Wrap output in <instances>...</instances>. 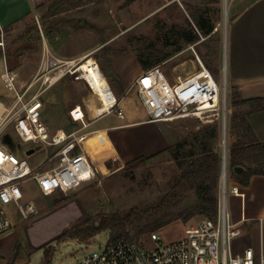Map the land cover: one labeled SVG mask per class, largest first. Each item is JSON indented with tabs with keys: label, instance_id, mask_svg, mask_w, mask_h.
Returning <instances> with one entry per match:
<instances>
[{
	"label": "rangeland",
	"instance_id": "374dc122",
	"mask_svg": "<svg viewBox=\"0 0 264 264\" xmlns=\"http://www.w3.org/2000/svg\"><path fill=\"white\" fill-rule=\"evenodd\" d=\"M171 5H169V3ZM228 22L225 27L224 0H213L206 3L205 0H86L78 7H70L56 17H48L47 11L50 3L41 8L37 17L33 16L14 32L1 37L4 47L3 54L12 52L13 60L17 56L23 57L26 64L22 70L20 65L14 64L20 77L31 79L36 74L43 54V36L48 41L49 48L56 53L58 58L76 56L68 61H75V67L84 58L94 57L100 67L105 64V50L93 51L88 55L79 56L86 47H93L97 42L124 34L131 49L137 53L143 51L171 56L158 66L163 73L173 81L178 75L186 76L195 71L196 55L189 47L184 45L183 40L175 36V27L190 29L189 21L196 9L208 7V17L215 24L218 31L208 38L205 43L211 46L214 55L209 60L212 67L218 70L216 77L219 85L225 81V45L229 25L234 13L242 5L233 0L228 2ZM194 27V26H193ZM54 34L49 36V31ZM59 32L61 38H56ZM182 46V50L176 52V48ZM27 47V50L25 48ZM206 53L205 46L199 47ZM197 52V51H196ZM204 63L207 61L200 56ZM23 64V65H24ZM4 71V62L0 59V76ZM25 73V74H24ZM68 86L81 103L84 110L89 114L92 103L98 102L95 94L81 77L68 75L56 84L50 93L59 95L63 88ZM113 88V87H112ZM232 89L228 84V111L227 127L229 119L234 111L231 107ZM0 100L6 105L13 104L15 95L5 89L0 83ZM97 111L100 112L98 106ZM119 108L125 114V119L118 118L115 111L96 120L85 131L98 127L116 126L129 122L144 121L149 118L148 113L138 98L136 91L123 95L119 102ZM93 113V111H92ZM101 113V112H100ZM94 115V114H93ZM213 113L208 117H190L172 122L140 123L125 128L105 131L91 135L84 139V146L95 153V160L90 161L97 171V177L93 182L83 184L69 194L57 193L51 197H43L33 181L24 184L26 200H34L39 213L29 221H22L16 215L14 206L8 209L9 216L13 220L14 228L0 236V264H44L45 253L49 250L52 264H77L86 255L103 248L110 240V233L104 231L94 238L82 241L78 239H66L59 241L58 238L74 226L80 224H98L100 217L112 214L126 216L130 211L137 212V219L129 227V237L134 239L138 227L144 226L148 221L156 219L168 213L171 222L156 230L167 241L178 239L185 234L187 227L201 219L196 216L185 222L178 214L187 206L197 201L195 190L185 194L182 199L174 200L167 208V202L161 214L145 211L159 203L171 194L168 182L176 170V164L167 152L169 147H176L186 140L193 130H198L207 125L205 121L218 119ZM264 134V130L259 133ZM264 136V135H263ZM235 141L228 135L227 147ZM2 139L0 140V144ZM219 148L222 151L223 141ZM15 155L19 159L32 162L44 161L47 150H37L34 155L27 157L18 147ZM92 152V153H93ZM161 153L157 157L153 155ZM130 159L118 169L107 168L115 158ZM119 162V161H118ZM118 164V163H117ZM53 164H50L51 167ZM227 184L229 196L231 189L236 184L229 171L227 163ZM63 196L69 197L61 204L55 205L56 199ZM90 217L85 222L86 215ZM35 221V222H34ZM34 224L28 227L29 223ZM153 233L150 232L142 237L147 239Z\"/></svg>",
	"mask_w": 264,
	"mask_h": 264
},
{
	"label": "built area",
	"instance_id": "2783aa9c",
	"mask_svg": "<svg viewBox=\"0 0 264 264\" xmlns=\"http://www.w3.org/2000/svg\"><path fill=\"white\" fill-rule=\"evenodd\" d=\"M42 35H44L41 29ZM198 44V43H197ZM189 47L196 55V70L186 76L178 75L171 81L156 66L145 71L137 80L139 97L148 113V122H172L175 120L203 116L210 113L219 116L213 121H224L228 111L225 84L219 85L212 71L206 66L196 45ZM4 47V43L0 42ZM80 64V63H79ZM79 65L75 61L58 58L45 44L38 74L30 83L20 84V74L13 70L4 55V71L0 76L5 89L13 92V104L0 100V236L14 228L8 209H16L22 221H29L39 213L34 200H26L24 184L33 181L43 197L57 193L69 194L83 184L93 182L97 172L80 147L79 131L67 133L62 129L51 132L42 120L43 103L41 89H48L70 76L81 80ZM40 82V89H32ZM116 112L120 119L125 114L119 108V101L100 116ZM9 135L12 145L3 142ZM18 147L27 152L41 147L47 150V157L37 166L26 159H19L15 153ZM34 155V154H33ZM50 164H53L49 167ZM231 194L241 195V188L235 184ZM229 186L227 175L221 176L218 213L214 219L202 217L185 230L184 236L167 241L159 232L151 233L147 239L135 240L123 237L109 242L100 250L86 255L77 264H264V254L257 259L252 249L243 255H234L232 241L242 230L232 220L228 210Z\"/></svg>",
	"mask_w": 264,
	"mask_h": 264
},
{
	"label": "crops",
	"instance_id": "0c3cea01",
	"mask_svg": "<svg viewBox=\"0 0 264 264\" xmlns=\"http://www.w3.org/2000/svg\"><path fill=\"white\" fill-rule=\"evenodd\" d=\"M177 1L181 2V0H174V2ZM233 1L242 5L234 13L228 29L225 45V78L229 86L237 91L239 100L264 97V0ZM47 3H49L47 0H0V42L1 37L14 32L31 17H37L38 11L46 6ZM171 3L172 2H170L169 5H171ZM217 31L218 28H215L213 34ZM54 32V30H50L49 36H52ZM55 34L56 38H61L59 32ZM42 36L44 50V45L46 44L48 47L49 45L45 36ZM106 48L110 49V54L108 55V74H114L119 79L120 84L103 74L99 63L94 57L96 66L93 68V71L86 72L81 70L78 72L84 74V76H82L83 79L96 97L101 95L102 92H109L116 101L118 100L120 102L124 94L135 90L140 99L137 89V80L145 70L141 67L135 52L131 49L124 34L106 38V40L97 42V44L91 48L86 47L82 50L83 52L79 53V56L88 55L93 51L100 52ZM25 50H27V47ZM54 54L56 55V53ZM4 55L6 56V54ZM18 57V61H15V59L13 60V58L10 62L7 60L10 67L15 71H17L14 67L15 63L20 65L21 70L27 66V63H23V57L21 55ZM74 57L76 56H70L66 59H73ZM66 59L63 58V60ZM2 60L4 62V58H2ZM40 64L41 61L36 74H33L31 79H23L20 77L21 85L32 81L39 72ZM92 72H95L96 75L97 73L100 75L101 79L98 83L95 81ZM55 85L48 89H41L42 94L40 99L43 103L42 120L52 133L58 129H62L67 133L79 131L78 134L81 136V148L79 147L77 151L82 149L89 161H94L96 155L91 149L88 151L84 146V139L87 137L135 124L150 123L147 119L116 126L98 127L85 131L96 120L105 116H100L102 113L109 111L112 107L100 109L98 103L94 102L92 103L93 113L90 107L88 114L68 86H65L59 95L50 93L49 97H46V94L49 93ZM40 87L41 84L38 82L32 89V93L37 92ZM97 106L101 113L97 111ZM129 160L130 159H123V156L121 159L114 157L110 162L111 166L107 168L118 169L125 163H128ZM41 162L42 161L30 163L33 166H37ZM240 188L241 195L231 194L228 197V210L231 214L233 223L242 230L241 235L232 241L231 250L234 255H243L246 250L252 249L258 259L261 254H264V176H253L247 187L240 186ZM86 218L85 222L88 221L90 217L86 215ZM33 224V222L29 223L28 227Z\"/></svg>",
	"mask_w": 264,
	"mask_h": 264
},
{
	"label": "trees",
	"instance_id": "16d2710c",
	"mask_svg": "<svg viewBox=\"0 0 264 264\" xmlns=\"http://www.w3.org/2000/svg\"><path fill=\"white\" fill-rule=\"evenodd\" d=\"M84 1L86 0H47L50 3L47 16L56 17L65 12L67 8L78 7ZM205 2L208 4L213 0H205ZM208 10L207 6L196 9L191 16L193 22L189 21L190 29L175 27L174 30L175 36L179 40H183L184 45L198 43L196 45L197 53L207 61L206 66L214 74H218V70L212 67V61L209 60L213 57L214 51L211 46L205 43L208 38L213 36L216 28L212 19L208 17ZM202 44L205 46L206 53L199 48ZM182 48V46H178L176 52L181 51ZM105 54V65L102 66L101 70L106 77H110L114 82L120 84L119 79L114 74H108L110 49L106 48ZM136 56L141 67L148 71L171 55L169 53L156 55V53L143 51L142 53L136 52ZM2 58H4V54L0 49V59ZM6 58L10 62L13 58L12 53H6ZM18 60L19 57H15V61ZM231 89V107L234 111L228 122V135L235 138V141L228 147L227 162L233 181L240 186L247 187L253 176H264V134L263 132L259 133L264 130V97L239 100L237 91L234 88ZM222 136L223 122L217 120L198 130H193L186 140L176 147H169L167 152L171 154V160L176 164V170L168 182L171 194L145 212L161 214L166 202L168 208L174 200L182 199L185 194L195 190L197 201L184 208L178 216L183 218L185 222L196 216L214 219L218 213L221 187L222 151L219 144ZM160 154L157 153L152 157H157ZM237 167H241L243 171L237 173L235 171ZM68 198L63 196L56 199L55 205L63 203ZM168 216V213L167 215L163 214L148 221L144 226L138 227L134 239L139 241L144 235L168 225L171 222V218ZM135 219H137L135 210L130 211L126 216L120 214L106 215L100 217L98 226L89 223L74 226L58 240L78 239L87 241L104 231L110 233L111 241L129 237V227ZM44 264H52L49 250L45 253Z\"/></svg>",
	"mask_w": 264,
	"mask_h": 264
},
{
	"label": "bare ground",
	"instance_id": "6f19581e",
	"mask_svg": "<svg viewBox=\"0 0 264 264\" xmlns=\"http://www.w3.org/2000/svg\"><path fill=\"white\" fill-rule=\"evenodd\" d=\"M229 0H224V6H225V27L227 28V22H228V4ZM96 66V61L93 57L90 58H85L80 64H79V69L78 71L84 70L86 72L88 71H93V68ZM226 68V67H225ZM93 73V72H92ZM84 76V74H81ZM95 81H98L101 79L100 75L95 72L93 73ZM83 78V77H82ZM100 86V85H99ZM96 89V88H95ZM93 90V88H92ZM117 97V96H116ZM98 100V105L100 109H105V108H110L115 105L116 100L114 97L109 92H102L101 95L96 97Z\"/></svg>",
	"mask_w": 264,
	"mask_h": 264
},
{
	"label": "water",
	"instance_id": "95a60500",
	"mask_svg": "<svg viewBox=\"0 0 264 264\" xmlns=\"http://www.w3.org/2000/svg\"><path fill=\"white\" fill-rule=\"evenodd\" d=\"M224 17H225V6H224ZM226 84H225V97L226 100H228V83H227V79L225 78ZM227 112L225 114L224 117V121H223V136H222V141H223V148H222V176L223 178L226 177L227 175V152H228V147H227ZM3 142L9 146L12 145V139L11 137L7 134L4 136ZM41 147H37V148H33L30 149L27 152L28 156H31L33 154L36 153L37 150H40ZM235 171L237 173H241L243 171V169L241 167H237L235 168ZM99 224V223H98ZM98 224L96 226H98Z\"/></svg>",
	"mask_w": 264,
	"mask_h": 264
}]
</instances>
